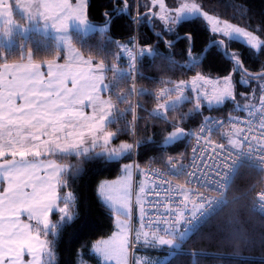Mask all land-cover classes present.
Instances as JSON below:
<instances>
[{"label":"trees","instance_id":"trees-1","mask_svg":"<svg viewBox=\"0 0 264 264\" xmlns=\"http://www.w3.org/2000/svg\"><path fill=\"white\" fill-rule=\"evenodd\" d=\"M167 1L171 6L177 3V0ZM198 2L222 20L253 31L264 40V0ZM11 7L14 18L21 24L26 23L16 8V0H11ZM87 11L91 21L108 28L90 33L74 30L72 41L95 61L121 67V70L115 71L112 67L106 72L113 105L107 127L116 134L112 144L127 141L138 146L137 160L143 166L150 162L164 164L168 155L187 156L191 144L189 131L196 129L204 117L244 111L245 107H235L233 100L204 105L202 109H196L192 100H188L169 108L165 114L157 111L158 105L168 97L160 95L167 86L198 74L218 76L233 72L234 62L226 55L225 48L216 44L220 37L211 31L203 16L185 19L175 33H169L157 25L156 17L148 15L155 11L140 0H88ZM136 14L143 19L134 22ZM185 36L191 39L186 40ZM223 40H226V51L239 56L243 69L255 82L253 77L264 73V47L256 51L240 41ZM165 41L172 42V46H166ZM125 47L138 52L141 48L155 49L151 55H139L136 87L130 80L132 63ZM66 54L53 37L41 32H19L10 45L2 43L0 38V64L18 60L65 61ZM239 88L251 89L241 84ZM173 125L185 128L188 134L185 139L165 146V137L175 129ZM99 152L97 148L86 156L75 153L46 156L69 167L63 176L66 183L60 190L74 194L69 206L74 219L64 223L58 210L53 211L51 222L57 227L50 228L44 237L53 241L52 255L45 253L43 264H103L92 248L95 242L113 233L115 215L100 198L98 186L101 180L116 177L129 158L106 161L96 157L95 153ZM74 166L80 171L75 172ZM261 177V169L247 164L240 166L229 189V202L183 240L184 251H160L170 253L163 264H264V215L253 209Z\"/></svg>","mask_w":264,"mask_h":264},{"label":"snow or ice","instance_id":"snow-or-ice-1","mask_svg":"<svg viewBox=\"0 0 264 264\" xmlns=\"http://www.w3.org/2000/svg\"><path fill=\"white\" fill-rule=\"evenodd\" d=\"M151 4L158 6L160 12H150L148 15L158 17L166 31H171L170 26L180 22L185 16L197 14L207 19L211 24L212 32L221 33L226 39L240 41L257 50L264 47V40L258 35L201 12L198 3L182 2L176 7H168L165 5V0H151ZM144 6L148 7V5ZM28 7L42 15L45 20L51 19L58 29H68L72 21L87 27L89 25L87 0H76L75 3L71 0H30ZM133 19L134 22H138L143 17L137 16ZM109 22L110 20H106V23ZM161 39H163L162 35ZM184 39L190 40L191 37L185 36ZM165 43L168 47L172 46V42L165 41ZM225 43L226 40L216 41L221 47H224ZM154 50L153 47L141 48L139 55L143 56L145 53L151 55ZM225 52L235 64L233 71L242 74L243 82V76L247 75V72L243 69L239 56L226 49ZM128 56L134 68L137 55L128 51ZM2 67L0 177L6 183L0 188V264H42L45 253L51 257L53 243L42 236L47 237L48 230L57 227L50 221L49 214L53 209H57L61 214L60 220L70 223L74 219V213L70 211L67 202L63 207H59L57 203L60 199L58 187L66 183L63 174L67 172V167L40 158L56 152L86 156L99 144L102 151L95 153L96 157L112 161L124 153L134 151L136 145L122 143L118 148L110 147V141L116 134L106 132L98 135L103 132L105 121L111 115L113 108L110 99L101 98L102 86L107 88V85L104 83L103 74L96 73L104 68L103 63L93 68L91 59L81 58L65 64L49 62L46 74L41 71L40 63L4 64ZM203 79L201 76L194 77L191 81L192 88L197 89L198 81ZM253 79L264 80V73L257 74ZM204 82L213 84L211 94L204 93L208 103L223 104L226 100H234L231 75L224 77L222 81L205 80ZM175 90L178 92L177 99L158 105V112L166 113L183 97V82L177 85ZM167 91H161L160 95L164 96ZM259 102L264 104V96L260 97ZM85 107L91 108V115L85 113ZM195 108H200L199 96L196 98ZM173 126L176 130L165 137L167 144L185 135L183 129ZM201 132H204V126L201 127ZM191 135L195 134L191 133ZM88 140L91 143L86 146ZM230 144L240 147L236 140H231ZM203 160H207V157L205 156ZM203 160L201 167L204 166ZM132 168L131 164L123 165L125 176L99 185L98 194L103 200L125 209L129 208ZM74 171L79 172L80 169L74 166ZM193 175L194 178H199V173ZM159 186L167 188L166 184ZM120 190L124 191V196L114 195ZM140 191L143 192L144 189L141 188ZM71 197L72 194L68 193L65 200ZM154 199L158 207L161 199L159 193H155ZM140 211L145 214L142 204ZM25 212L29 221L36 222L35 228L31 223L21 220V214ZM120 225V231L112 237L97 241L95 251L106 260H116L117 264H128L129 230L123 226V222H120ZM144 235L147 240L148 234L144 233ZM156 243L160 246L175 247L163 237H158ZM25 254L31 257L28 261L23 259Z\"/></svg>","mask_w":264,"mask_h":264},{"label":"built area","instance_id":"built-area-1","mask_svg":"<svg viewBox=\"0 0 264 264\" xmlns=\"http://www.w3.org/2000/svg\"><path fill=\"white\" fill-rule=\"evenodd\" d=\"M130 71V80L136 87L137 61ZM262 85L264 81L259 101L264 96ZM259 101L240 113L204 117L190 132L195 135H191L188 156H170L164 165L146 166L150 180L142 221L146 233L174 242L195 233L228 203L231 183L243 164L262 171L253 209L264 215V104ZM231 140H236L240 147L231 145ZM205 156L207 160H203ZM195 173H199L198 179L194 178ZM163 184L167 188L159 186ZM155 193L161 198L158 207Z\"/></svg>","mask_w":264,"mask_h":264},{"label":"rangeland","instance_id":"rangeland-1","mask_svg":"<svg viewBox=\"0 0 264 264\" xmlns=\"http://www.w3.org/2000/svg\"><path fill=\"white\" fill-rule=\"evenodd\" d=\"M16 1H17V6H16L17 10L20 11V13L23 16H25V18H26L25 20L27 22L25 21L26 23L21 24V23H18L16 21V23H15L14 20H16V19L14 17L12 18L11 16H9L7 22H5L6 24H3V26L0 29V38H1L2 43L7 44V45L13 44L14 43V35L19 33V32L23 33V34H29L32 31L41 32L47 36L53 37L54 41H56V44L60 45V47H63L67 51V55L69 57L72 58V57L77 56L78 54H82L85 58L91 59V61L94 62L95 64L103 63L104 68L102 69V74L104 77L107 76L106 72H108L109 69H112V67H114L115 71L121 70L120 66H115V65L110 66V65L105 64L104 62L95 61L93 58L86 56L77 47V45L74 44L72 41V32L74 30L81 31L82 33H90V32L95 31V30H105L108 28V25H103V24H98V23H90L91 20L89 19L88 27L86 25H82L76 21H72L71 25L68 29H58L54 26V23L51 19L45 20L42 15H40L38 12H35L32 8L28 7L30 0H16ZM140 1L143 5H148L147 8L151 9L152 11H155V13L160 12L158 6L151 4V0H140ZM71 2L75 3L76 0H71ZM182 2H186V3L195 2V3L200 4L198 2V0H177L176 5L171 6L169 4V2L167 0H165V5L168 7H176ZM200 6H201V4H200ZM87 7H88V0H87ZM201 12L207 13L209 16H214L217 20H219L221 22H226L228 24L240 27V28L244 29L245 31H250V30L243 28L239 25L231 23L227 20H222L218 15L213 14L210 11L205 10L202 6H201ZM137 16H139V15L136 14V17ZM196 16H199V15H197V14L187 15L181 21H183L185 19L193 18ZM204 19L206 20L209 27L211 28V24L207 21V19L205 17H204ZM180 22L176 23L175 25H171L170 27L172 28V30L167 31V32L175 33L178 29V25ZM156 23L160 28L165 30L162 21H160L158 17H156ZM6 29H7V31H6ZM251 32L254 35H257L253 31H251ZM214 34H216L218 37H220L219 38L220 40L226 39L223 36V34H221V33H214ZM227 40H231V38H227ZM261 40H263V39L261 38ZM223 48L227 49L226 43H225ZM125 49H127V50H125ZM255 50L258 51L257 49H255ZM124 51L127 54V56H128V51H131L137 55V53L135 51L130 50L128 47H125ZM230 52L235 53L233 51H230ZM18 61H20V60H18ZM253 74H256V73H253ZM229 75H231V77H232L233 95H234L233 102H234L235 107L247 108V107L251 106V104L254 105V103H257L259 101V89H260L261 83L264 80H261V81L256 80L254 82L253 80H251V76H249L247 74V75L243 76V82H242V74H240V72H234L233 71L230 74L218 75V76L217 75H210V74H198L197 76H201L204 79L198 81V88L195 90L191 86V81L196 76L192 77L191 79H186V80L176 82L174 85L167 86L164 90H168V91L165 93L164 96H168V97L162 100L161 105L167 104L169 100L177 99L178 94H172V93L174 91H176L175 89H176L177 85H180L181 82H183V84H184V95L179 101L175 102L172 107H175V106L179 105L180 103H183L184 101H188V100H192L193 104L195 105L197 96H199V99H200V108L199 109H202V107L204 105H208V106L216 105L215 103H211V104L208 103L206 97L204 96V93L211 94V91L213 88L212 83H205L204 81L205 80L206 81H217V80L222 81L224 77L229 76ZM239 84H241L242 86H246L248 88H251V89L249 91H247L246 89H243V88L240 89ZM108 94L111 96V94L109 92H108ZM229 100H232V99H229ZM226 101H228V100H226ZM159 113L165 114L163 112H159ZM177 127H180V126L177 125ZM122 143H128V142L123 141ZM134 145H136V144H134ZM110 147L118 148L117 145H111ZM127 153H124V154H127ZM124 154H122V155H124ZM122 155L117 159H121ZM176 156H181V155H176ZM133 168H134V164H133ZM134 170H135L136 177L132 181L131 190L129 192V197H130L129 208L125 209L121 206H116L117 208H114L115 209L116 224H117V229H116L115 233L120 231V227H121L120 222H123V226H126L129 230V247H128V256H127L128 264H163L162 259L163 258L165 259L166 257H170V253L160 252V250L162 248H160L161 246L156 243V239L158 237H163L164 239L170 241L171 243H172V240H170L164 236H161V235L151 236L148 233H147L148 234L147 240H146V238L143 237L144 233H146V232H144L142 229L141 221L143 219H142V216L139 214L141 202H142V199L140 197V189L145 185V181L147 180V172H146V169L144 167H141V166H136L134 168ZM229 199H230V197H229ZM70 202L71 201L68 199L67 203H70ZM138 235H139V239H137ZM186 237L175 243L174 249H177V250H170V251H172V253L177 252L179 250L184 251L182 244H183V240H185ZM109 238L110 237L104 238L103 240H107ZM138 240L142 241V243L144 245V246H141L142 248L137 247V245H138L137 243L139 242ZM98 254L100 256H102L100 253H98ZM23 259L25 261H28L30 259V257H29V255L25 254ZM103 259H104V262L107 264H117L116 260H106L104 257H103Z\"/></svg>","mask_w":264,"mask_h":264},{"label":"crops","instance_id":"crops-1","mask_svg":"<svg viewBox=\"0 0 264 264\" xmlns=\"http://www.w3.org/2000/svg\"><path fill=\"white\" fill-rule=\"evenodd\" d=\"M16 6H17V1H16ZM87 8H88V7H87ZM19 12H20V11H19ZM87 13H88V11H87ZM9 16H11L12 18L14 17V16H13V10H12V7H11V0H0V29H1V27L3 26V24H6L5 22H7ZM24 17H25V16H24ZM88 18H89V17H88ZM25 19H26V18H25ZM16 21H17V20H14L15 23H16ZM25 21H26V20H25ZM17 22H18V21H17ZM26 22H27V21H26ZM18 23H19V22H18ZM90 23H95V22L91 21ZM132 51H133V50H132ZM135 52L137 53V59H138V57H139V52L136 51V50H135ZM66 53H67V51H66ZM66 55H67V54H66ZM81 58H83L84 60H88V59L85 58L82 54H78L77 56L72 57V58L69 57V56L67 55V60H65V61H12V62H6V63H3V64H0V71L3 70V67H2V66H3L4 64L14 65V64H27L28 62H31V63H40V64H41V71H42V72H45V74H46V72H47V64H48L49 62L58 63V64H65V63H69V62H71V61H73V60H79V59H81ZM97 65H98V64H95L94 62H92V67H93V68H96ZM85 67H86V66H85ZM103 73H104V72H103ZM96 74H102V70H98ZM104 83L107 85V88H103V86H102L101 98L104 99V100H109V99H110V100H111V103H112L111 96L108 94V92L110 91V88H111V87H110V83L108 82V80L106 79V77H104ZM254 104H256V103H254ZM84 110H85V113H86L87 115H91V114H92V110H91L90 107H85ZM111 110H112V109H111ZM98 115H99V114H98ZM111 119H112V112H111V115H109L108 118H107V120L105 121L103 132L98 133V135H103V134L106 133V132H110V131L108 130V127H107V126H108V123L110 122ZM112 139H113V138H112ZM112 139H111V141H110V145H109V146H111V145H117V144H112ZM90 143H91L90 140H88L86 146L90 145ZM120 144H121V143H120ZM120 144H118L117 146L119 147ZM136 147H137V146H136ZM136 147H135L134 151H132V152H128L127 154L122 155V158H129V159L126 160V161L122 164V167H121V171H120V173H119L116 177H114V178L103 179V180H101L100 183H99V185H100L101 183H104V182H111V181L119 180L121 177L125 176L126 173L124 172V169H123V165H125V164H131V165L134 164V168H135L136 166H141V167H144V168L146 169V166H147L148 164H147L146 166H143L138 160H136V158H137ZM97 148H98V150L102 151V148H101V146H100L99 144H98V146H97L95 149H97ZM95 149H92V150H95ZM56 153H62V152H56ZM188 155H189V154H188ZM188 155H187V156H188ZM169 156H176V155H169ZM169 156H168V157H169ZM168 157L166 158V160L168 159ZM182 157H184V156H182ZM122 158H121V159H122ZM29 159L31 160L32 158H29ZM40 159H42V160H48V161L54 162V163H56V164H58V165L65 166V167H67V169L69 168L68 165L63 164V163H60L59 161H57L56 159L51 158V157H48V158H46V157H41ZM166 160H165L164 164L166 163ZM136 163H137V164H136ZM150 163H152V162H150ZM153 164H154V163H153ZM164 164H156V165H164ZM134 168H132V170H131V177H132V179H131V184H132V181H133V180L135 179V177H136ZM65 173H66V172H65ZM65 173H64V174H65ZM64 174H63V176H64ZM5 183H6V182L4 181V179H3L2 177H0V188H2V187L5 185ZM149 184H150V180H149L148 175H147V180L145 181V185L142 187V188L144 189V191H143V192L140 191V197H141V199H142L141 204L143 205L144 210H145V202H146V191H147V189H148V187H149ZM98 188H99V186H98ZM68 193H71V194H72L71 199H69L71 202L68 203L69 206H70V205L73 203V201H74V194H73V192L70 191V190H66V191H64L63 193H61L60 186L58 187V195H59L60 199L57 201V203H58L59 207H63V206H64V203H65V202L63 203V201L68 202V200H65V197L68 195ZM124 194H125V193H124L123 190H120V191L114 193V195H116L117 197H122V196H124ZM99 196H100V195H99ZM100 198L102 199L101 196H100ZM102 201H103L108 207H110V209L113 211V213H114V215H115V209H114V208H117L116 206H119V205L111 204V203H109V202H107V201H105V200H103V199H102ZM54 210H57V209H53V211H54ZM53 211L49 214V219H50V221H51V216H52ZM139 214L142 216V219H143V218H144V214H142L141 211H139ZM142 219H141V220H142ZM21 220L24 221V222H26V223H31V224L33 225L34 228L36 227V222H35V221H29V220L27 219V213H26V212L21 214ZM142 221H143V220H142ZM142 221H141V224H142ZM138 222H139V221H138ZM41 227H42V226H41ZM116 229H117V224H116V218H115V230L113 231V233H112L111 235H109V236H107V237H105V238L111 237V236L115 233ZM142 229H143V231L145 232L143 226H142ZM143 237L145 238V235H143ZM42 238H44V237L42 236ZM103 239H104V238H102V239H100V240H103ZM98 241H99V240H98ZM138 241H139V240H138ZM96 243H97V242H95V244L93 245V248H92V249H93V252L99 257V259L101 260V262H102L103 264H107V263L104 262L103 257L100 256V255L95 251ZM175 243H176V242H173V241H172V244H173V245H175ZM137 244H138V245H137L138 248H142L141 246H144L143 243H142V241H139ZM164 247H166V248H174V247H167V246H161L160 248H164ZM24 256H25V255H24ZM29 257H30V256H29ZM30 258H31V257H30ZM168 259H169V257H166L165 259L163 258V259H162V262L165 263ZM43 262H44V255H43V257H42V264H43Z\"/></svg>","mask_w":264,"mask_h":264},{"label":"water","instance_id":"water-1","mask_svg":"<svg viewBox=\"0 0 264 264\" xmlns=\"http://www.w3.org/2000/svg\"><path fill=\"white\" fill-rule=\"evenodd\" d=\"M87 15H88V13H87ZM178 128H181V129H183L184 130V132H185V135L184 136H182V137H180V138H178V140L177 141H180V140H183V139H185L186 138V135H187V130L185 129V128H183V127H178ZM176 129H173L172 131H175ZM171 131V132H172ZM177 141H173L172 143H175V142H177ZM172 143H170V144H172ZM170 144H167V143H165L164 142V145L165 146H167V145H170Z\"/></svg>","mask_w":264,"mask_h":264},{"label":"bare ground","instance_id":"bare-ground-1","mask_svg":"<svg viewBox=\"0 0 264 264\" xmlns=\"http://www.w3.org/2000/svg\"><path fill=\"white\" fill-rule=\"evenodd\" d=\"M176 39H177V38H176ZM216 40H217V39H216ZM209 44H210V43H209ZM190 47H191V46H190ZM205 48H206V47H205ZM191 49H192V48H191ZM224 50H225V49H224ZM191 52H192V51H191ZM137 147H138V146H137ZM137 147H136V148H137ZM136 160H137V158H136ZM136 164H137V163H136Z\"/></svg>","mask_w":264,"mask_h":264}]
</instances>
